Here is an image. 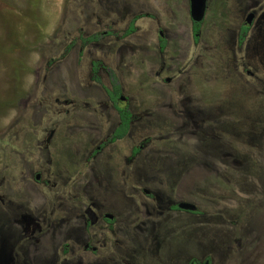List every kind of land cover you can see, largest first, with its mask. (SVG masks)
Segmentation results:
<instances>
[{"label": "rangeland", "instance_id": "1", "mask_svg": "<svg viewBox=\"0 0 264 264\" xmlns=\"http://www.w3.org/2000/svg\"><path fill=\"white\" fill-rule=\"evenodd\" d=\"M191 26L189 0H0V264H264V0H209L198 44ZM94 60L134 118L88 167L118 123Z\"/></svg>", "mask_w": 264, "mask_h": 264}, {"label": "flooded vegetation", "instance_id": "2", "mask_svg": "<svg viewBox=\"0 0 264 264\" xmlns=\"http://www.w3.org/2000/svg\"><path fill=\"white\" fill-rule=\"evenodd\" d=\"M208 6H209V0H207V10H206V14H205L204 19H203L202 21H200V22H196V21H194V20L192 19V16H191L190 0H189V11H190V16H191V21H192L191 30H192V37H193L194 44H198L199 41H200V38H201V35H202V26H203V23L205 22V20H206V18H207V14H208ZM140 14H143V15H144V16H142V17H145V16L153 17L152 14H150V13H140ZM145 14H149V15H145ZM136 15H139V14H136ZM136 15H134V16H136ZM134 16H133V17H134ZM133 17H132V18H133ZM142 17H140V18H142ZM140 18H139V19H140ZM139 19H138V20H139ZM255 19H256V13H255L254 11H251V10H250L249 12H247V14H246V16H245V20H244V22L240 25V28H239V42H240V44L243 43V42L245 41V39L247 38V35L249 34V32H250V30H251V28H252V25L254 24ZM131 20H132V19H131ZM131 20H130V22H131ZM138 20H137V21H138ZM137 21H136V24H135L136 26H137ZM130 22H129V25H130ZM195 23H198V24L200 25V27H199V32H198V33H195V29H194V27H195ZM129 25H128V27H129ZM128 27H127V28H128ZM127 28L123 31L122 34H116L117 37L122 39V38H126V37L132 35L133 33H131V34L127 35V36H123V34H124V32L127 30ZM137 30H138V26H137ZM137 30H136V31H137ZM136 31H135V32H136ZM135 32H134V33H135ZM98 33L101 34V35L99 36V38H98L96 41H93V42H91V43H96V42H98V41L101 39V37H102L103 35L106 34V33H104V32H96V33H93V34H98ZM107 33L110 34V32H107ZM93 34H90V35H93ZM90 35H88V36H90ZM82 37H87V36H84V35H81V36H80V41H81L80 55H83L85 47H87L89 44H91V43H88V45H86V46L83 48V52L81 53V47H82V39H81V38H82ZM160 41H161V45H160V46H161V52H162V50L165 48V45H166V41H165L164 34H163L162 31L160 32ZM68 47L71 48V45H69ZM70 48H67V51H66V52H68V51L70 50ZM94 62H98V63H99V68H98L97 76L99 77L100 81H97V80L94 79V77H93L92 66H93V63H94ZM101 67H102V63H101L100 61H98V60H94V61L92 62V65H91V74H92V79H93L94 81H96V82H98V83H100V84L103 85V81H102L101 77L99 76V70H100ZM107 69H108V74H109V77H110V84H111V85H110V87H108V86H106V85H103V87H104V89H105V91H106V93H107V95H108V98L110 99V101H111L113 107L117 110V113H118V123H117V125L115 126V128L113 129V131L111 132V134H110L106 139H104L102 142H100L95 148H93V149L89 152V155H88L87 160H86V163H88V167H89V164H92L93 162H95V160H97V158L99 157V155L104 151V149H105L109 144H113V143H115V142H117V141H119V140H122V139H124V138L128 135V133H129L130 130H131L132 122H133V118H134L133 112L131 111V109H130V105H129V103H128L129 98L123 95V89H122L121 84L119 83V79H118L116 73H115L112 69H109V68H107ZM112 72L115 74L116 79H117V84L120 86V93L118 94L117 106H116V104L114 103V101H112V99H111V97H110V95H109V93H108V91H107V88H108V89H112V87H113V86H112V80H113V78H112V76H111V73H112ZM165 80L169 82V81L171 80V78L167 77ZM117 107H128L129 110L132 112L131 127H130L128 133H127L124 137H122V138H118V139H116V140H114V141H110V139L113 137L114 132H115V130H116V128L118 127L119 122H120L119 111H118V108H117ZM141 148H142V146H135V147H133V149H132V154H131L130 157H131V158H134L135 156H137V155L139 154V152L141 151ZM136 149H138V150H137V152L135 153V150H136ZM35 181H37V182L42 181V177H41L40 173H36V175H35ZM46 183H47V181H46ZM143 191H144L145 194L150 195V196H153V194L150 192V190H148V189L145 188V189H143ZM181 202H190V203H193L194 205H196L197 210H196V211H189V210H185V209H180L178 205H179V203H181ZM170 210H172V211H180V212L185 211V212L193 213V214H196V215L200 214V208H199V206H198L196 203L191 202V201H180V202H177V203H174V204H170ZM92 213H93V210H92L91 208H89L88 214H92ZM109 215L112 216V218L108 217ZM100 219H101L102 221L106 222V223L108 224L109 228L111 229V228H113V226H114V224H115V222H116V220H117V217H116L114 214L110 213V212H106V213H104V214L101 215V216H96V222H98ZM87 223H88V226H91V225L93 224L92 221H91L90 219H88V222H87ZM84 249H85L86 252H87V251H91L92 253H96V252L98 251L97 247L92 246L91 243L86 244L85 247H84ZM194 259H197L198 261H200L198 258H192V259L189 261L188 264H190ZM205 259H208V258H205ZM205 259H203V260H205ZM209 259H211V258H209ZM211 261H212V259H211ZM212 263H213V261H212Z\"/></svg>", "mask_w": 264, "mask_h": 264}, {"label": "trees", "instance_id": "3", "mask_svg": "<svg viewBox=\"0 0 264 264\" xmlns=\"http://www.w3.org/2000/svg\"><path fill=\"white\" fill-rule=\"evenodd\" d=\"M145 15H149V14H145ZM144 16L143 14H139V15H136L132 18L131 22H130V25L129 27L127 28V30L124 32L123 36H127L131 33H134L136 30H137V26L135 25L136 24V21L140 18ZM199 27L200 25L198 23H195V33H198L199 32ZM101 34L98 33V34H93V35H90V36H87V37H82V47H81V53L83 52V48L88 45V43H91L93 41H96L99 36ZM70 48V47H68ZM98 68H99V63L98 62H94L93 63V66H92V73H93V77L94 79H96L97 81H100L99 77L97 76V73H98ZM111 76L113 78L112 80V89H108L107 88V91L112 99V101H114V103L116 104L117 106V101H118V94L120 93V86L117 84V79H116V76L115 74L112 72L111 73ZM118 108V111H119V118H120V122H119V125L118 127L116 128L115 132H114V135L113 137L110 139V141H114L118 138H122L124 137L130 127H131V121H132V112L129 110L128 107H117ZM138 149L135 150V153L137 152Z\"/></svg>", "mask_w": 264, "mask_h": 264}, {"label": "water", "instance_id": "4", "mask_svg": "<svg viewBox=\"0 0 264 264\" xmlns=\"http://www.w3.org/2000/svg\"><path fill=\"white\" fill-rule=\"evenodd\" d=\"M190 9L192 19L196 22H200L204 19L206 10H207V0H190ZM180 209H185L189 211H196L197 207L193 203L190 202H181L179 203ZM112 218V216H108ZM190 264H213L211 259H205L198 261L194 259Z\"/></svg>", "mask_w": 264, "mask_h": 264}]
</instances>
